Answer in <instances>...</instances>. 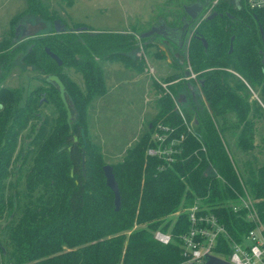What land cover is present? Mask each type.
<instances>
[{"label": "trees", "instance_id": "1", "mask_svg": "<svg viewBox=\"0 0 264 264\" xmlns=\"http://www.w3.org/2000/svg\"><path fill=\"white\" fill-rule=\"evenodd\" d=\"M213 2L205 7L213 5L210 13L216 11L217 15L209 18V13L191 23L192 38L185 49L170 41L198 77L200 99L186 83L190 71L189 75L177 73L166 78L182 77L183 82L167 83L168 90L158 99V123L167 127L161 131L164 141L143 137L113 165L121 193L118 210L114 192L106 185L103 167L107 163L88 136L86 119L90 100L105 90L100 61L115 56L129 59L130 52L137 48L135 33L95 31L87 26L57 32L53 18L58 16L46 12L54 25L48 34L15 42L14 32L12 38L0 42V219L10 211L8 222L0 228V262L180 264L181 235L190 224L182 210L194 205L199 197L220 216L232 236L238 238L239 231L251 227L243 212L222 205L224 199L236 197V191L243 188L225 133L238 128V146L244 150L256 148L255 119L258 109L263 111L264 107L251 100L245 82L259 88L264 103V42L260 30H264V11L237 8L233 0ZM27 10L39 14L41 7L37 0H29ZM172 15L162 23L179 34L186 12L182 7ZM200 37L207 40V47ZM46 46L60 56L62 65L46 52ZM18 52H23L21 60L26 64L46 75L60 76L75 111L70 124L54 85L40 84L27 94L21 87L3 85ZM171 58L173 63L177 61L173 51ZM181 64L174 63L183 72ZM64 65L82 72L86 92L63 70ZM190 79L195 81L192 76ZM182 86L190 105L181 113L170 93L176 95ZM44 94L58 104L57 119L41 114ZM32 122L28 136L32 139L26 152H18L14 158L22 132ZM158 146L172 152L149 154V148ZM18 161L21 165L16 169L12 164ZM246 168L248 178L244 183L257 198L264 199V164L256 167L249 161ZM159 229L171 234L169 243L155 238ZM227 252L228 242L224 249H216L222 256Z\"/></svg>", "mask_w": 264, "mask_h": 264}, {"label": "rangeland", "instance_id": "2", "mask_svg": "<svg viewBox=\"0 0 264 264\" xmlns=\"http://www.w3.org/2000/svg\"><path fill=\"white\" fill-rule=\"evenodd\" d=\"M185 2L187 0H37L41 12L33 14L27 10L29 0H0V42L12 38L20 24L23 25V39L48 34V30L54 25L46 12H49L50 16H58L53 19H60L62 29L83 25L95 31L116 30L135 33L137 48L130 52L129 59L115 56L100 61L105 76V90L92 97L87 110L88 136L102 152L105 162L116 165L143 137L150 135L154 141L160 139L165 125L158 123V99L168 90L167 83L179 80V83L183 82L182 77L170 81H166V78L190 71L191 75L186 83L189 84L191 93L200 99L198 77H195L196 74L189 64L182 61L184 57L176 49L177 46L158 34L145 37L144 40L140 37L141 33L153 25L165 24L162 23L164 19H172L173 13L180 12L182 7L184 9ZM17 15L20 17L11 22ZM171 51L175 53L177 59L174 63H182L180 67L183 72H180L172 62ZM22 54L23 52L16 54L14 66L6 72L9 74L3 85L21 87L27 94L34 87L48 82L45 81L46 74L21 60ZM63 70L86 92L87 85L80 70L70 65H64ZM191 76L195 81L190 79ZM245 83L250 91L251 100L259 101L264 107L259 97V88L251 87L247 81ZM170 94L178 103L176 106L181 113L184 107L190 105L188 92L183 86L176 95L172 92ZM46 97V94L42 96L46 100L43 102L41 114L57 119L58 104L47 100ZM71 111L74 118L75 111L73 109ZM258 113L253 135L256 148H252L253 150H244L238 146L237 141L241 135L237 131L238 128L225 133L235 166L245 182L248 178L246 165L249 161L256 167L264 164V110L258 109ZM32 124L33 122L22 132L14 158L18 152H26L27 143L32 139L28 137ZM12 165L17 169L21 162ZM23 181L24 176L19 182L20 190ZM14 202L16 203L15 199ZM9 212L6 211L0 219V228L8 222ZM175 215L177 212L170 217Z\"/></svg>", "mask_w": 264, "mask_h": 264}, {"label": "built area", "instance_id": "3", "mask_svg": "<svg viewBox=\"0 0 264 264\" xmlns=\"http://www.w3.org/2000/svg\"><path fill=\"white\" fill-rule=\"evenodd\" d=\"M218 1L214 0L213 4ZM243 7L249 11H264V0H242ZM213 5L206 8L203 17L212 11ZM166 129L167 127H163ZM164 141L161 135L158 140ZM149 154H169V150L149 148ZM168 158L172 159L171 156ZM215 176L220 175L214 169ZM242 181V191H236V197L224 199L222 205L230 207L234 212H243L244 219L251 223L248 230L239 231L238 238L232 236L220 216L206 206L201 197L196 198L194 205L183 209L188 214L189 228L181 235V251L183 260L180 264H204L206 255L212 254L234 264H264V199L257 198ZM179 211L178 213H180ZM155 238L163 243H169L172 236L169 232L157 230ZM228 242L226 256L216 253V249H224Z\"/></svg>", "mask_w": 264, "mask_h": 264}, {"label": "water", "instance_id": "4", "mask_svg": "<svg viewBox=\"0 0 264 264\" xmlns=\"http://www.w3.org/2000/svg\"><path fill=\"white\" fill-rule=\"evenodd\" d=\"M206 2L209 0H205ZM184 10L186 12V15L190 19H187L186 17L183 18V26L181 28V32L178 34L177 30L170 29L167 25L165 24H155L153 25L149 30L143 32L140 34V37H149L155 34H158L164 38H166L169 41H174L177 42L181 48L186 47V45L190 42L192 38V27L190 26L192 22H196L199 19L203 17V15L206 12V7H205V2L202 1H195L191 4H185L184 5ZM217 15V12L214 11L210 13L209 18L214 17ZM86 28L85 26H80L79 29H84ZM187 30L185 31V29ZM55 29L57 32H60L62 30L61 28V21L60 19L55 20ZM261 34H262V40L264 42V30L263 28L260 29ZM24 32H23V25H18V27L15 30V37L14 41L19 42L22 40L24 37ZM204 46L207 47L208 43L207 40L204 37H200ZM234 40V36L231 38V46H230V51L233 49L232 42ZM46 52L59 64H63V60L60 58V56L55 53L53 50H51L50 47L46 46L45 47ZM186 75H189V71H186ZM46 81L55 87H57L59 91L60 98L62 102L65 105L66 112H67V121L70 124L71 123V118H73V114L69 105V100L72 101L71 96L69 95V92L60 78L59 75L55 73L48 74L46 76ZM183 98V97H182ZM182 102L184 99L181 100ZM42 102V101H41ZM75 140H77V137H75ZM104 175L106 178V185L113 190L115 198H114V203H115V208L118 210L121 206V193H120V188H119V183L117 181L115 172H114V167L111 164H105L104 167ZM204 264H234L228 260H225L223 258H220L216 255L208 254L206 255V261Z\"/></svg>", "mask_w": 264, "mask_h": 264}, {"label": "flooded vegetation", "instance_id": "5", "mask_svg": "<svg viewBox=\"0 0 264 264\" xmlns=\"http://www.w3.org/2000/svg\"><path fill=\"white\" fill-rule=\"evenodd\" d=\"M197 1H202V2H205V4H208L211 0L209 1H205V0H197ZM233 3L234 5L237 7V8H244L243 7V4H242V0H233ZM188 16V15H187ZM186 17V16H185ZM190 19V18H188ZM187 30V28L185 29V31Z\"/></svg>", "mask_w": 264, "mask_h": 264}, {"label": "crops", "instance_id": "6", "mask_svg": "<svg viewBox=\"0 0 264 264\" xmlns=\"http://www.w3.org/2000/svg\"><path fill=\"white\" fill-rule=\"evenodd\" d=\"M136 3V2H135ZM137 4H135V6H136Z\"/></svg>", "mask_w": 264, "mask_h": 264}]
</instances>
